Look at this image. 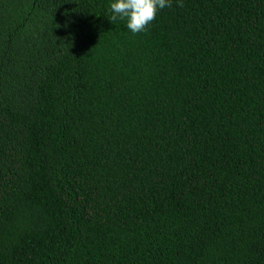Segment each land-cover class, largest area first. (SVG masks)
<instances>
[{
  "label": "trees",
  "instance_id": "1",
  "mask_svg": "<svg viewBox=\"0 0 264 264\" xmlns=\"http://www.w3.org/2000/svg\"><path fill=\"white\" fill-rule=\"evenodd\" d=\"M0 0V264H264V0Z\"/></svg>",
  "mask_w": 264,
  "mask_h": 264
},
{
  "label": "clouds",
  "instance_id": "2",
  "mask_svg": "<svg viewBox=\"0 0 264 264\" xmlns=\"http://www.w3.org/2000/svg\"><path fill=\"white\" fill-rule=\"evenodd\" d=\"M178 7H184L178 0ZM171 8V0H115L110 4L111 22L126 20V27L133 34L147 32L149 25L156 19L160 10Z\"/></svg>",
  "mask_w": 264,
  "mask_h": 264
}]
</instances>
